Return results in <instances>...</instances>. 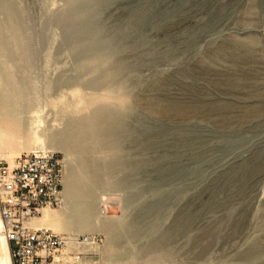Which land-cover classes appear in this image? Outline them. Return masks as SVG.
<instances>
[{
  "label": "rangeland",
  "instance_id": "1",
  "mask_svg": "<svg viewBox=\"0 0 264 264\" xmlns=\"http://www.w3.org/2000/svg\"><path fill=\"white\" fill-rule=\"evenodd\" d=\"M13 1L0 73L40 78L0 80V160L61 159L82 264H264V0Z\"/></svg>",
  "mask_w": 264,
  "mask_h": 264
},
{
  "label": "built area",
  "instance_id": "2",
  "mask_svg": "<svg viewBox=\"0 0 264 264\" xmlns=\"http://www.w3.org/2000/svg\"><path fill=\"white\" fill-rule=\"evenodd\" d=\"M62 166L55 153L39 149L0 160V218L14 264H82L77 248L86 238L32 223L63 205Z\"/></svg>",
  "mask_w": 264,
  "mask_h": 264
},
{
  "label": "crops",
  "instance_id": "3",
  "mask_svg": "<svg viewBox=\"0 0 264 264\" xmlns=\"http://www.w3.org/2000/svg\"><path fill=\"white\" fill-rule=\"evenodd\" d=\"M0 3H2V4H0V6L6 5V6H8V8L12 7L15 10L16 9L22 10V8H24L22 6H19V3H17L16 1L12 2V0H0ZM22 13L21 12L17 13V16H16V14L9 13L8 18L6 20L8 37H7L5 44L4 43L0 44V49H2V48L16 49V50L27 49V39L22 40V38L20 37V34L22 32L27 33V20H25V19L21 20V18H22L21 15H27V13L26 14H22ZM19 16H21L20 19H19ZM26 19H27V17H26ZM19 23H23V24H19ZM23 26L25 27L24 29L22 28ZM9 64H10V62L8 63V65ZM12 64H14V63H12ZM11 70L12 69H6L7 72L0 73V80H27V79L40 78V77L27 76V72H12ZM25 70H27V69H25ZM53 216L54 215H52L51 212L46 214V219L50 224L53 223V221H54V220H52ZM51 225H53V224H51ZM0 244L3 245L4 247H6L7 249H9V245H8L4 235L1 232V223H0ZM77 251L81 252L80 248H77ZM8 256H9V259L11 260V263L14 264L12 257H11L9 252H8Z\"/></svg>",
  "mask_w": 264,
  "mask_h": 264
},
{
  "label": "bare ground",
  "instance_id": "4",
  "mask_svg": "<svg viewBox=\"0 0 264 264\" xmlns=\"http://www.w3.org/2000/svg\"><path fill=\"white\" fill-rule=\"evenodd\" d=\"M131 20H132V18H131ZM123 124L121 125L120 129H123V128L125 129V125H123ZM11 162L12 161H10V163ZM75 186L76 185L74 184V182H72V183L69 182L68 183L67 188H66V196L68 198H71V200L68 201V208L66 209V211L59 218L62 221L61 223H63V225H65L64 228L62 227L61 233L67 234V235H68V233H69V231L71 229V227L68 225V222H70V220L72 219V216H73V222L72 221L71 222L75 226H78V224L81 223L80 222L81 220H85V219L90 220V218L92 216L94 217V210H93V207H92L91 204L85 205V202L84 203L83 202H79L78 200L75 199L76 196H79L78 191L75 189ZM62 196H63V206L62 207L64 209V207H65L64 175L62 176ZM49 212H52V211L49 210V209L42 210V213H41V215L39 217H36V218L32 219V223L35 226L48 227V228H51V229H53L55 231H58L46 219V214L49 213ZM70 212H72V214ZM0 220H1V218H0ZM74 220H76V222H74ZM83 222H85V221H83ZM1 232L4 235L3 229H2V222H1ZM58 232H60V231H58ZM70 237H76V236L72 235Z\"/></svg>",
  "mask_w": 264,
  "mask_h": 264
}]
</instances>
